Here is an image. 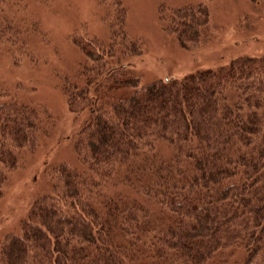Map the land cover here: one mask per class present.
I'll list each match as a JSON object with an SVG mask.
<instances>
[{
	"label": "trees",
	"instance_id": "obj_1",
	"mask_svg": "<svg viewBox=\"0 0 264 264\" xmlns=\"http://www.w3.org/2000/svg\"><path fill=\"white\" fill-rule=\"evenodd\" d=\"M113 6L106 40H75L84 59L64 99L81 121L78 162L57 165L1 236L0 264H264V53L140 84L142 43ZM159 19L197 43L210 7ZM38 130L35 107L0 101V184Z\"/></svg>",
	"mask_w": 264,
	"mask_h": 264
},
{
	"label": "rangeland",
	"instance_id": "obj_2",
	"mask_svg": "<svg viewBox=\"0 0 264 264\" xmlns=\"http://www.w3.org/2000/svg\"><path fill=\"white\" fill-rule=\"evenodd\" d=\"M200 1L210 7L209 26L199 42L181 45L161 25L160 8L168 13ZM123 2L127 35L142 43V53L131 56L140 84L264 53V0ZM113 5L114 0H0V101L16 99L39 113L36 148L19 152L0 184V238L17 228L32 199L49 190L57 165L78 162L73 143L81 121L64 99L84 59L75 40H106L104 16L117 23Z\"/></svg>",
	"mask_w": 264,
	"mask_h": 264
},
{
	"label": "bare ground",
	"instance_id": "obj_3",
	"mask_svg": "<svg viewBox=\"0 0 264 264\" xmlns=\"http://www.w3.org/2000/svg\"><path fill=\"white\" fill-rule=\"evenodd\" d=\"M251 51H254V50H251Z\"/></svg>",
	"mask_w": 264,
	"mask_h": 264
}]
</instances>
